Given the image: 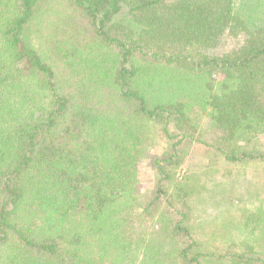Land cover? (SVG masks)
I'll return each mask as SVG.
<instances>
[{
    "label": "trees",
    "instance_id": "obj_1",
    "mask_svg": "<svg viewBox=\"0 0 264 264\" xmlns=\"http://www.w3.org/2000/svg\"><path fill=\"white\" fill-rule=\"evenodd\" d=\"M262 136L264 0H0V264H264V219L214 251L178 178Z\"/></svg>",
    "mask_w": 264,
    "mask_h": 264
},
{
    "label": "rangeland",
    "instance_id": "obj_2",
    "mask_svg": "<svg viewBox=\"0 0 264 264\" xmlns=\"http://www.w3.org/2000/svg\"><path fill=\"white\" fill-rule=\"evenodd\" d=\"M245 37L235 39L225 35L210 55H223L239 48ZM203 139L211 142L214 135L208 131L205 115L197 113ZM259 145L264 150V136ZM161 153V148L156 149ZM139 186L150 191L154 182L153 172L145 157L138 164ZM178 178L187 182L192 190V225L198 239L220 252L231 241H241L249 236L244 224L247 218H255L253 226L261 224L264 217V164L253 162L236 165L227 163L220 155L209 153L205 147L195 145L189 150L185 164L178 170ZM252 226V228H253ZM263 226V225H262ZM259 230V231H258ZM251 237L264 234L258 229Z\"/></svg>",
    "mask_w": 264,
    "mask_h": 264
}]
</instances>
